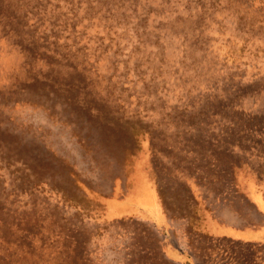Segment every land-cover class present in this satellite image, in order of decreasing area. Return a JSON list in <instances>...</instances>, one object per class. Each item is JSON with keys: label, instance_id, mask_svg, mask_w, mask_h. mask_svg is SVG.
<instances>
[{"label": "rangeland", "instance_id": "1", "mask_svg": "<svg viewBox=\"0 0 264 264\" xmlns=\"http://www.w3.org/2000/svg\"><path fill=\"white\" fill-rule=\"evenodd\" d=\"M258 190L264 0H0V264H264Z\"/></svg>", "mask_w": 264, "mask_h": 264}, {"label": "crops", "instance_id": "2", "mask_svg": "<svg viewBox=\"0 0 264 264\" xmlns=\"http://www.w3.org/2000/svg\"><path fill=\"white\" fill-rule=\"evenodd\" d=\"M254 188L257 189L256 185H254ZM258 193L260 196V201L262 203H264L263 197H262L261 193L259 192V190H258ZM215 229L218 230L216 233H214ZM215 229L213 227L211 229L212 230L211 232L209 230H207V231H208V233L211 234V236L212 235H215V236L224 235V236L230 237L231 239H241V240H257V239L262 237V232H263V229H261V228L260 229H251V228H246V227H242V226H234V225H230L227 227H218L217 226V227H215ZM170 253H171V257L176 261H181L180 259H182L184 256V253L180 252L177 249L172 250Z\"/></svg>", "mask_w": 264, "mask_h": 264}, {"label": "bare ground", "instance_id": "3", "mask_svg": "<svg viewBox=\"0 0 264 264\" xmlns=\"http://www.w3.org/2000/svg\"><path fill=\"white\" fill-rule=\"evenodd\" d=\"M146 201V200H145ZM149 201H147V203H148ZM152 203V202H151Z\"/></svg>", "mask_w": 264, "mask_h": 264}]
</instances>
